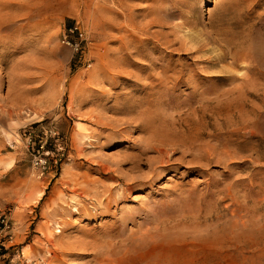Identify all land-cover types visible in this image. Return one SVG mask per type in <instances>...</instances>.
I'll return each instance as SVG.
<instances>
[{
  "label": "rangeland",
  "instance_id": "1",
  "mask_svg": "<svg viewBox=\"0 0 264 264\" xmlns=\"http://www.w3.org/2000/svg\"><path fill=\"white\" fill-rule=\"evenodd\" d=\"M0 213V264H264V0H0Z\"/></svg>",
  "mask_w": 264,
  "mask_h": 264
},
{
  "label": "built area",
  "instance_id": "2",
  "mask_svg": "<svg viewBox=\"0 0 264 264\" xmlns=\"http://www.w3.org/2000/svg\"><path fill=\"white\" fill-rule=\"evenodd\" d=\"M66 43L69 44L68 41ZM13 237V228L8 219V217L0 213V256H1V248L5 247L9 241L12 240Z\"/></svg>",
  "mask_w": 264,
  "mask_h": 264
},
{
  "label": "bare ground",
  "instance_id": "3",
  "mask_svg": "<svg viewBox=\"0 0 264 264\" xmlns=\"http://www.w3.org/2000/svg\"><path fill=\"white\" fill-rule=\"evenodd\" d=\"M40 7V6H39ZM35 9V8H34ZM37 11V9H36ZM140 160L139 161H136V162H133L132 163V166H131V170L135 169L137 167V165L139 164ZM134 176H131L129 179H132ZM117 179V177H115ZM59 231V230H57Z\"/></svg>",
  "mask_w": 264,
  "mask_h": 264
}]
</instances>
